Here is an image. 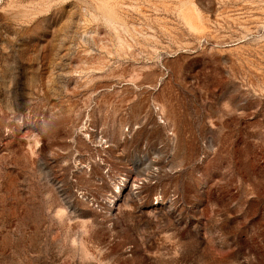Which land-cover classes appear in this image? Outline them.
I'll use <instances>...</instances> for the list:
<instances>
[{
    "label": "rangeland",
    "instance_id": "obj_1",
    "mask_svg": "<svg viewBox=\"0 0 264 264\" xmlns=\"http://www.w3.org/2000/svg\"><path fill=\"white\" fill-rule=\"evenodd\" d=\"M0 264H264V0H0Z\"/></svg>",
    "mask_w": 264,
    "mask_h": 264
}]
</instances>
